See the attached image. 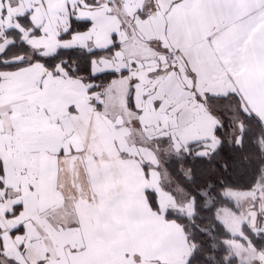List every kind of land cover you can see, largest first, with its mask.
Returning a JSON list of instances; mask_svg holds the SVG:
<instances>
[{"label": "crops", "instance_id": "crops-1", "mask_svg": "<svg viewBox=\"0 0 264 264\" xmlns=\"http://www.w3.org/2000/svg\"><path fill=\"white\" fill-rule=\"evenodd\" d=\"M24 7L31 27L0 28V56L20 40L45 57L72 45L113 50L91 67L116 76L90 90L89 79L29 55L0 71L2 263L186 264L195 247L167 219L181 208L161 151L218 148L222 119L212 98L237 95L264 127V0H25ZM74 16L93 24L65 35ZM256 221L243 222L242 250L230 248L242 264H264L246 232Z\"/></svg>", "mask_w": 264, "mask_h": 264}, {"label": "trees", "instance_id": "trees-1", "mask_svg": "<svg viewBox=\"0 0 264 264\" xmlns=\"http://www.w3.org/2000/svg\"><path fill=\"white\" fill-rule=\"evenodd\" d=\"M24 25L31 27L27 21ZM76 31L85 30L73 26L71 34ZM11 35L12 33L8 36ZM105 52H113V50H101L95 54V59ZM24 55L32 56L36 62H43L48 70H54L65 58L71 60L68 68L83 67L87 60L92 59V56L84 50L76 49L74 52L59 51L55 54L56 59L53 61L51 58L54 55L45 57L38 52L33 54L32 49L20 40L12 44L5 54L0 56V60L8 61L14 57H24ZM26 63L25 60L16 64L0 63V71L12 70ZM70 74L88 80L87 72ZM115 76L116 74L102 77L100 83L107 85ZM210 100L211 105L221 103L218 104L219 107L212 105L216 114L222 119V124L216 129V137L220 144L217 149L206 156L201 154L204 147L194 144L181 154L170 157L167 169L171 179L189 195L188 200L194 212L188 216L181 209H171L167 213V219L181 224L189 242L195 247L186 264H242L239 258L231 253L230 246L227 244V241L231 239V233L218 219V212L224 207H234L232 202L225 197L226 190L244 193L255 191L254 189L262 188L264 185V127L258 117L244 110L242 101L237 95L232 94L228 98ZM227 101H237L241 104L239 116L245 119V122L239 128L241 131L238 139L229 136L232 131L230 116L233 115V111L231 107L227 108L222 105ZM172 194L175 195L174 192ZM205 194H208V198ZM175 196L178 200L182 199V196ZM148 197L152 207L158 210L156 195L149 192ZM209 197L210 201H208ZM183 199L185 200L184 197ZM184 200L180 205L178 204L179 208H184L186 201ZM246 232L254 248L264 251V235L256 234L250 229ZM1 257L0 264H2Z\"/></svg>", "mask_w": 264, "mask_h": 264}, {"label": "rangeland", "instance_id": "rangeland-1", "mask_svg": "<svg viewBox=\"0 0 264 264\" xmlns=\"http://www.w3.org/2000/svg\"><path fill=\"white\" fill-rule=\"evenodd\" d=\"M170 63L175 65L173 62H170ZM115 92L120 93V91H118V89L116 88H115ZM218 104H221V103H217V104L212 103V105L214 106H217ZM222 105H224L227 108L231 107L233 111V115L230 116L231 117L230 126H232V129H231L232 131L229 134V136L230 138L238 139L240 135V131H241V129L239 128H241V126L245 122V119H242V117L239 116V112L241 110V104L237 101H233V102L227 101L225 103H222ZM204 148L201 151V154L204 156H206V154H209V152L214 151V148L212 147L206 146V149ZM166 152L167 151L163 149L161 151V153L163 154V158L169 160L172 153H166ZM166 171H168L167 165H166ZM168 177L171 183V184H167L168 191L174 192V194L179 197L182 196L181 197L182 199L179 198L180 200L179 201L178 199H176L175 195L171 194L170 195L172 196L171 200L175 202V206L178 207V204L180 205L182 203L181 201L184 200L183 199L184 197L186 200V201L184 200L185 206H184V209L181 208V210L186 212L188 216H191L193 208H192L190 201L188 200L189 195H187L186 192L183 190V188H181L177 183L172 181L169 171H168ZM254 190L255 191H246L244 193L240 191H236V190H233V191L226 190L224 192L225 197L228 200H230V202H232L234 207L221 208V210L218 212V219H220L225 224L229 232L232 233V238L227 241V244L230 246V248H232V251L234 253H236V251L242 250L241 247L243 244H242L241 239L244 238L243 231H242V228L244 226L243 222L245 221V224H247L251 220V216L254 215V217L257 219L256 223H254V225L252 226L253 230L256 232V234L264 235V185L262 186V188L259 187ZM205 195L208 198V194H205ZM208 201H210V197ZM171 209H175V208L172 207L170 208L169 211H171ZM251 256L253 259H256V256L254 255H251ZM249 261L250 263L252 262L251 260ZM1 262H2V259H1ZM2 264H4V261Z\"/></svg>", "mask_w": 264, "mask_h": 264}, {"label": "snow or ice", "instance_id": "snow-or-ice-1", "mask_svg": "<svg viewBox=\"0 0 264 264\" xmlns=\"http://www.w3.org/2000/svg\"><path fill=\"white\" fill-rule=\"evenodd\" d=\"M7 2V0H0V28H3L6 33L8 32H21V25H23L26 21L30 24V11L29 9L24 7L25 0H15L14 3L9 4L7 9H5L3 6ZM85 3H98V0H85ZM109 7H111V4H109ZM138 13L142 11V9L137 10ZM93 24V21L90 17H81V16H74L70 19L69 27L65 29V35L72 32L73 26H76L83 30H89L90 26ZM5 25L7 27H5ZM37 29L33 28V32H35ZM26 35L30 33H25ZM23 43V41H21ZM84 46H78V45H72L70 47H66L63 49L64 52H74L77 48H83ZM84 51L92 56V59L87 60L86 65L83 67L80 66H74L72 68H68V65L71 63L70 59L65 58L60 62V68L57 69L59 72L60 69H67L69 73L75 74V73H82L87 72L88 73V79L90 84V90H99L102 87V84L100 83V80L102 77H105L107 75H115L116 70L113 69H104L102 68L100 71H94L92 70L91 65L94 63L95 60V54L100 49H87L85 48ZM53 61L56 59V56L54 55L51 58ZM22 61H16V60H8L3 61L0 60V63H6V64H16L20 63ZM97 103H100V101H97ZM163 108V106H161ZM138 111H142L138 109ZM4 113L0 112V118H3ZM0 132H2V129H0ZM61 152H63V149H61ZM3 174L2 170V162H0V175ZM0 187H3V182L0 181ZM14 207H18V205H14ZM21 229L19 227L13 229V232H19ZM22 247V245H21ZM3 242L0 240V256L3 255ZM5 259H8L5 257Z\"/></svg>", "mask_w": 264, "mask_h": 264}, {"label": "built area", "instance_id": "built-area-1", "mask_svg": "<svg viewBox=\"0 0 264 264\" xmlns=\"http://www.w3.org/2000/svg\"><path fill=\"white\" fill-rule=\"evenodd\" d=\"M169 60H170V62H173L174 64H176L179 61V58H178V56H175L174 54H170Z\"/></svg>", "mask_w": 264, "mask_h": 264}]
</instances>
